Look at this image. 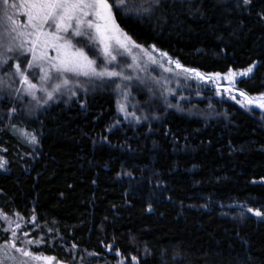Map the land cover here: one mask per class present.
<instances>
[{
  "label": "trees",
  "instance_id": "trees-1",
  "mask_svg": "<svg viewBox=\"0 0 264 264\" xmlns=\"http://www.w3.org/2000/svg\"><path fill=\"white\" fill-rule=\"evenodd\" d=\"M261 12L264 0L236 13L221 0H190L166 22L118 23L136 44L202 73L255 61L237 87L256 96L264 94ZM233 28L239 40L229 36ZM3 92L0 209L43 241L34 251L70 264H264V221L234 214L264 211V122L253 111L207 96L211 115L168 108L134 123L118 115L111 91L95 88L70 102L55 94L44 108L10 118L23 100ZM19 129L38 137L33 149Z\"/></svg>",
  "mask_w": 264,
  "mask_h": 264
},
{
  "label": "snow or ice",
  "instance_id": "snow-or-ice-1",
  "mask_svg": "<svg viewBox=\"0 0 264 264\" xmlns=\"http://www.w3.org/2000/svg\"><path fill=\"white\" fill-rule=\"evenodd\" d=\"M221 2L223 10L228 13L247 11L253 4V0H231V2L221 0ZM178 5L190 6V0H0V70H4V75L10 80L18 76L19 83L24 86V94L33 100H37V91L44 92L47 100L50 101L54 99V94L61 92L62 89H67L71 96H76L74 88H82L87 93L89 86H97V81L107 84L115 83L113 78L131 80V77L125 76L122 71L108 67L117 61L115 54L117 49L129 52L133 47H140L123 30L118 20L133 17L141 20L164 18L166 22L167 14L175 11ZM257 15L258 22L264 24V12ZM242 26L241 21L237 27ZM229 36L240 39L236 28L229 32ZM53 52L55 55L50 54ZM160 56L167 59L169 64L175 63L177 69L182 68L179 61H173L167 53L160 52ZM152 62L155 63V60ZM101 63L103 66L99 67ZM255 66L256 62L253 61L245 70L236 73L230 69L223 76L217 72L206 77L193 68H183V71L189 74L190 78L205 83L217 84L218 81L225 80L228 86L223 89L217 86V95H221L223 91L228 94L229 99L236 100V95L233 94L235 90L242 98L236 100L240 107L246 108L254 104L255 107L264 110V94L252 97L247 91L237 87L246 82L244 78L251 77ZM37 69L40 73L39 86L30 79V75L34 76ZM169 70L165 69V71ZM53 74L58 77V82L49 91L44 85L53 79ZM81 77L85 80L81 81L79 79ZM4 83L0 79V84ZM124 87L127 89L128 85ZM116 88L120 89L121 85L116 84ZM15 91L20 93L21 89ZM124 95L126 98L128 93L125 91ZM81 107L83 108L84 105L81 104ZM168 107L173 105L168 104ZM118 111L124 113L126 119L129 115H135V113H127L123 103H119ZM16 112L17 109L12 107L8 116L11 118ZM153 119L158 117L154 116ZM136 122H140L139 117H136ZM120 124L121 121L116 120L109 126L108 131L111 132ZM20 131L22 135L30 138V142L38 141L37 136L25 133L22 129ZM101 139L109 142L108 137ZM6 163L0 158V169H3ZM125 175L132 174L127 172ZM148 210L151 211V206ZM246 211L264 221V211L252 207H247ZM243 215L244 213L241 212L242 217ZM0 218L8 221L7 216L0 215ZM32 219L34 221L35 217ZM19 229L20 225L17 223L15 229L3 230L10 231L11 235L0 244V264H61L54 256L35 254L30 246L38 245L43 241L34 239L22 241L17 236ZM24 235L27 236L28 233L25 232ZM72 247L77 246L74 244ZM109 248L111 249V246ZM116 255L119 256L120 252L117 251ZM132 259L135 261L136 257Z\"/></svg>",
  "mask_w": 264,
  "mask_h": 264
},
{
  "label": "rangeland",
  "instance_id": "rangeland-1",
  "mask_svg": "<svg viewBox=\"0 0 264 264\" xmlns=\"http://www.w3.org/2000/svg\"><path fill=\"white\" fill-rule=\"evenodd\" d=\"M160 52L161 51L157 50L154 47H143V46H140L139 48L133 47L130 49L129 52H124L122 49H117L115 53L117 55V61L114 62L112 65H109L108 67L110 69L115 68L117 71H122L125 76L131 77V80L125 81V80H121L120 78H113L115 83H107V84L97 81L96 82L97 86L95 87L89 86L88 91L95 88L97 89L103 88L111 91L114 96L118 115L124 120L131 121L134 123H137L136 117L140 118V122H144L152 119L153 117L151 116L158 114L159 112L157 110H165V109L167 110L168 108H176L178 110L183 109L187 111H192L194 113H197L199 116L203 117L205 116V114L209 113V112H205L204 110L210 111V107L208 103V101L210 102V97L207 98V96H214L217 98H222V97L229 98L228 94L223 93V91L221 92V95L216 94L217 86L223 89L224 87L228 86L227 81L221 80L218 81L217 84H212L210 82L205 83L196 78H190L189 74L183 71V68L186 67H183L181 65L182 68L177 69L175 63L169 64L167 59L162 58L160 56ZM50 54L55 55L54 52ZM97 55H99V53H97ZM100 60L101 61L103 60L102 56L100 57ZM152 60H155V63H153ZM98 66L102 67L103 64L101 63ZM165 69H170V70L165 71ZM245 69L236 70V71L232 70V71L239 73L240 71H243ZM12 71H14V69ZM227 73L228 72L221 73V75L223 76L226 75ZM203 74L207 77L209 74H213V73H203ZM39 76L40 73L38 69L35 71L34 76L30 75V79H32V82L36 83L38 86L40 85ZM0 79H2L5 82L4 84H0V88L3 89L0 91L6 90L11 94L18 95L19 96L18 98H22L23 102L19 103L17 100L14 102L15 103L14 105H16V109L18 113L20 111L22 112L23 108L26 107H30L35 112L36 110L44 108L52 101V100L50 101L47 100L46 94L44 92L37 91L36 97L37 100H39V103H37V100H33L30 96L24 94L23 92L24 86H22L19 83V77L16 76L14 77V79L10 80L9 77L4 75V70H0ZM79 79L81 81L85 80V78L83 77ZM57 82H58V77H56V75L53 74V79L49 81L47 84H45L44 87L47 88L49 91H51L52 86ZM116 84H120L121 88L117 89ZM125 85H128L127 89H125L124 87ZM15 89H21L20 93H16ZM73 91H76V93L80 92L81 94L85 93L82 88H77V89L74 88ZM125 91L128 93L126 98L124 95ZM8 92H3V93L11 96ZM55 94H60L58 96H61L62 98L70 96V93L68 92L67 89H62L61 92ZM233 94L236 95V100L242 99L235 92V90L233 91ZM256 96L254 95L252 97H256ZM56 98L57 97L54 96V99ZM76 98L78 97L74 98L73 96L72 98L69 97L68 100L70 102L71 100H74ZM204 99H207V101H203ZM199 101L204 103H200ZM119 103L124 104L127 113L129 114L135 113V115L134 116L129 115L126 119L124 113L118 111ZM168 104H172L173 107H168ZM246 109L249 111H253L264 122V110L255 107L254 104L249 107H246ZM145 117H147V119H145ZM17 132L20 133L19 135L21 136V140L26 141L27 144H30L32 146V149L37 145V142L32 143L30 142L29 137L22 135L20 129ZM3 152L4 149L0 147V158L4 159ZM241 212H243L244 215L246 214L251 215V213H248L246 210L243 211L242 209L236 210L234 214H236L237 217L242 218ZM0 215L8 217V221H5L4 219L0 218V244H2L4 240H6L11 235L10 231L5 232L3 230L9 228L15 229L17 223L20 225V229L17 231V236L20 238V240L23 241L27 239H34L30 235V230H28L29 224L26 225L25 220L21 218L19 215L4 213L1 209H0ZM25 232L28 233L27 236L24 235ZM18 246H23V245L18 244ZM35 246L36 245L30 246V249L35 254H42L34 251ZM60 262L61 264H70V263H64L62 261Z\"/></svg>",
  "mask_w": 264,
  "mask_h": 264
}]
</instances>
